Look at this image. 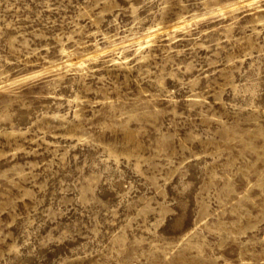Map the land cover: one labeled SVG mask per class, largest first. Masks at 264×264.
I'll return each mask as SVG.
<instances>
[{"label": "rangeland", "instance_id": "1", "mask_svg": "<svg viewBox=\"0 0 264 264\" xmlns=\"http://www.w3.org/2000/svg\"><path fill=\"white\" fill-rule=\"evenodd\" d=\"M0 264H264V0H0Z\"/></svg>", "mask_w": 264, "mask_h": 264}]
</instances>
